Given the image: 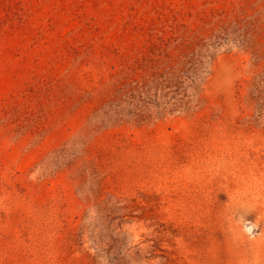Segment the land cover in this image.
<instances>
[{"label": "rangeland", "instance_id": "rangeland-1", "mask_svg": "<svg viewBox=\"0 0 264 264\" xmlns=\"http://www.w3.org/2000/svg\"><path fill=\"white\" fill-rule=\"evenodd\" d=\"M0 264H264V0H0Z\"/></svg>", "mask_w": 264, "mask_h": 264}]
</instances>
